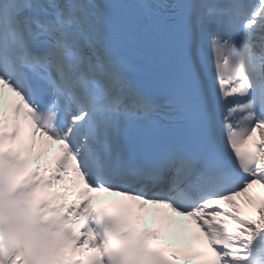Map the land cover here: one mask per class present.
Listing matches in <instances>:
<instances>
[{"label":"snow or ice","instance_id":"6c2138e0","mask_svg":"<svg viewBox=\"0 0 264 264\" xmlns=\"http://www.w3.org/2000/svg\"><path fill=\"white\" fill-rule=\"evenodd\" d=\"M22 118L31 145L6 148ZM37 136L61 146L50 176L21 174ZM65 180L83 188L72 203L38 195ZM255 186L264 0H0V264H175L180 252L154 243L161 228L136 226L148 205L202 237L186 264H264ZM103 192L139 209H91Z\"/></svg>","mask_w":264,"mask_h":264},{"label":"bare ground","instance_id":"6f19581e","mask_svg":"<svg viewBox=\"0 0 264 264\" xmlns=\"http://www.w3.org/2000/svg\"><path fill=\"white\" fill-rule=\"evenodd\" d=\"M264 190V189H263ZM264 192V191H263ZM245 207H247V205H245ZM249 210H251V211H254V209H251V208H249Z\"/></svg>","mask_w":264,"mask_h":264}]
</instances>
